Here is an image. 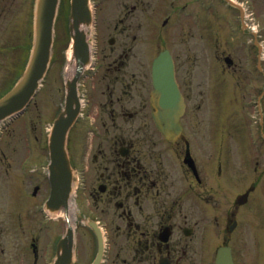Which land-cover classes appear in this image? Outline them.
Listing matches in <instances>:
<instances>
[{
  "label": "rangeland",
  "instance_id": "1",
  "mask_svg": "<svg viewBox=\"0 0 264 264\" xmlns=\"http://www.w3.org/2000/svg\"><path fill=\"white\" fill-rule=\"evenodd\" d=\"M3 0H0V2ZM21 1V2H20ZM10 0L12 4H10L9 9L6 11V20H8L10 17H12L13 20H18V23L21 27L23 22V11H20L17 13V6H21L22 9H24L25 5L22 2V0ZM196 3H192L193 7H196V11L198 13L199 10L202 11L200 0H194ZM9 0H6V3L8 4ZM242 2L248 3L250 0H242ZM252 2V0H251ZM255 7L257 9L256 17L260 21V27L262 28V36L264 39V0H254ZM94 3L96 1L94 0ZM164 3L165 0H150V5H148L144 12H139L138 9L134 11V16L130 19V23L132 24V29H128V33H134V35L137 36V41H134L135 43V52H138V49L141 50L144 45H148L150 52L149 54V61L150 59L160 50L163 46L159 45L162 44L161 42H155V38L158 37L159 34H163L167 40L166 44H171V40L169 38V33L162 32L160 28H162V17L164 12ZM175 3L177 4V0H175ZM180 3H183V1H180ZM32 5V2H31ZM215 6L218 7L222 12L225 11L223 9L225 6L224 3L220 2V0L215 1ZM98 7H101V2L98 5ZM112 9L116 12V5L115 2L111 5ZM215 7V8H216ZM66 13V17H64V21L67 18L68 15V3L67 6L64 7ZM12 11V13H8V11ZM157 10H159V13L156 14ZM169 10V9H167ZM166 10V11H167ZM107 11V9H106ZM178 11V10H177ZM248 11V10H247ZM60 15V14H59ZM100 17V24L96 23L95 28L92 30L94 33L92 34V39L94 41L98 40V59L104 54L109 53L111 54L113 51L110 49V44L108 42V36L111 31V27L113 24V17L115 16L114 12H109L105 15H101ZM252 14L249 15L251 17ZM157 18V24L155 25V29L153 30V34L147 36V22L149 20H153ZM141 20L139 23L137 21ZM233 22V20L231 19ZM235 23V22H234ZM186 24H190L189 22H186ZM111 25V27H109ZM198 27V26H197ZM194 29L193 36H187L185 39H179V43H174V51L176 53H179V68L182 70H189L190 74H187V81L190 82L192 87H194L193 91H197V103L201 105L199 113H202V110L205 106V98H206V92H207V86L209 85V77L210 73L207 74V69L211 67V64L213 65L215 63V56L219 55L224 48L217 47L215 45H211V43H207V40L202 36V31H205L203 28L198 27ZM66 29V28H65ZM103 30V32H102ZM214 30L219 36V42H217L219 45H221L222 41L225 43V45L228 47V50L235 55V47L231 46H237L236 47V55L242 53L241 46H238L236 42L232 40V33L231 30V24L223 22V20L217 24L214 25ZM68 33L66 31L63 42H60L57 45L58 53L55 56V60L52 62L51 67L47 73L46 82L43 84L42 90L37 94V98L35 100V105H32L30 107V110L28 111L29 116H27L29 122H33L35 125V128L37 131H40L39 139L37 141V145L40 147V151H42L45 155V147L43 148V140H44V133H43V127L47 126L50 122L51 115H54V110L57 107L58 103L62 100L63 95V75H64V61H63V55H64V49H67V40H68ZM151 39V42L148 38ZM6 40V39H5ZM205 40L206 43L203 41ZM232 43L234 44H231ZM137 46V47H136ZM252 54H254V50L252 51ZM109 58L106 59L108 61ZM214 67L216 68V65L214 64ZM212 69V68H211ZM90 73V72H89ZM83 81V80H82ZM10 83V82H9ZM82 88L86 89L85 86H81ZM34 104V103H33ZM247 110H250L247 108ZM49 115V117H47ZM252 121L256 119V116L253 115V118L251 116H248ZM25 116V117H26ZM21 117L18 119V122H21L23 118ZM199 115L197 116L198 123L200 122ZM17 122V123H18ZM16 128V127H15ZM14 128V129H15ZM251 127L245 128V133L249 132ZM19 131L21 134H23V131L21 128H19ZM32 131V130H31ZM30 131V133H31ZM230 133L232 134L230 138V143L232 145V148H235V145L241 146L240 142H236V140H233L237 137V132L234 133V126H230ZM234 133V134H233ZM17 139V137H15ZM30 138L27 134H23L20 136V141L17 143L16 147L18 148L16 157L22 156V154L27 155H33L34 154V147L30 145L28 142H30ZM238 141V140H237ZM248 144V142H247ZM253 146H258L260 143L258 142L257 145H253L252 143H249ZM243 149V147L241 148ZM260 151V150H259ZM244 154L241 156H233L231 155V162L233 166H236L239 171H242L245 173L247 180H253L254 175L250 176L248 172H252V165L253 162H255L256 159H260V169L264 168V149L261 151V153L254 151L252 148L248 147L244 148L242 151ZM36 155L34 154V158ZM44 160V159H42ZM259 167L257 168L259 170ZM263 180L262 186L260 185V198H261V205L264 203V169L262 171V174L259 175V181ZM4 194L6 197L5 202V209L9 207V202L11 204V210L13 206L18 205V201H12V197H9L8 201V195L4 190ZM24 201H20V208L24 209ZM264 207H261V210L259 212V215L255 218L254 221L260 220V224H264V213H263ZM6 213V212H5ZM7 215V214H6ZM240 215L242 217H249V211L248 210H241ZM7 219H10L7 215ZM243 231L239 232L238 240L235 244V256L237 257L236 263L237 264H264V235L263 233L260 235L259 230L255 229V237L253 238L249 232L251 229L246 230V227H243ZM264 230V229H263ZM258 247H254V244ZM253 249V250H252ZM43 253V256L39 259L37 263L43 264L50 258V252L45 253L44 249L41 252Z\"/></svg>",
  "mask_w": 264,
  "mask_h": 264
},
{
  "label": "water",
  "instance_id": "2",
  "mask_svg": "<svg viewBox=\"0 0 264 264\" xmlns=\"http://www.w3.org/2000/svg\"><path fill=\"white\" fill-rule=\"evenodd\" d=\"M57 0H38L37 18L38 21V39L35 50L23 79L7 95L0 99V116L19 108L31 94L35 79L41 74L43 54L48 46V38L43 37L41 31L44 26L49 29L53 18L55 4ZM75 8V7H74ZM166 56L161 55L156 61L153 70V81L156 93L163 98L162 103L168 105L171 100L177 98L176 85L174 84L171 67L165 68L164 61ZM169 69V70H168ZM165 95L167 97H165ZM176 101V100H175ZM65 126L58 125L51 139V150L53 158L58 166H65L66 161L63 156V135ZM229 258H223L220 264H229Z\"/></svg>",
  "mask_w": 264,
  "mask_h": 264
},
{
  "label": "flooded vegetation",
  "instance_id": "3",
  "mask_svg": "<svg viewBox=\"0 0 264 264\" xmlns=\"http://www.w3.org/2000/svg\"><path fill=\"white\" fill-rule=\"evenodd\" d=\"M148 136V135H146ZM148 138V137H146ZM153 144L155 145V141L153 142ZM128 145L132 146L134 145L133 141L130 140L128 142ZM147 155V162H146V167H147V172L154 176L157 180V189L159 186H161L163 184L162 180L164 177L160 176V172L156 170V168L158 167L160 161L157 158V153L151 149H149V151L146 152ZM156 158V162L153 161V158ZM128 161V160H127ZM113 166H114V162H110ZM163 175H165V173H163ZM84 176H85V188L88 190V192L93 196L94 192L93 189L97 192L96 194V198L93 197L94 199V204L96 206L101 205L102 207H104L103 209H107L106 207H112V203L114 204V201L112 200L114 196L117 195V190L115 187V180H116V176L115 174L112 176H109L108 171H98V175H92V172L89 171L87 172L85 169L84 172ZM128 176V175H127ZM143 178V177H142ZM141 183V180L138 182V184ZM93 188V189H92ZM102 189L103 191L100 192V190ZM150 190V186L149 185H144V191L140 194L139 198L137 199L136 197V202L132 203L133 208L138 212V213H131L129 214V219H130V223H133L134 227H136L138 229L137 224L134 222L135 219H145L147 216H149V213L144 212L142 205L143 203L148 199L146 196L148 195V192ZM137 191V190H134ZM135 199V198H134ZM136 217V218H135ZM163 218V216H162ZM160 224V223H159ZM139 231L143 232V238L142 239H137L139 240L137 246L135 247V253L138 259L142 261H145L146 258L148 257V251L149 249L147 248V246L149 245V243H153V241H151V238L149 240L148 235L146 232H144L142 229H138ZM136 231V230H134ZM153 235L155 233V231L152 232ZM142 250H146V253L144 254L143 257H139L138 253L141 252Z\"/></svg>",
  "mask_w": 264,
  "mask_h": 264
},
{
  "label": "bare ground",
  "instance_id": "4",
  "mask_svg": "<svg viewBox=\"0 0 264 264\" xmlns=\"http://www.w3.org/2000/svg\"><path fill=\"white\" fill-rule=\"evenodd\" d=\"M79 26V28H83L84 27V25H82L81 23L78 25ZM70 52H68V55L70 56ZM73 65H71V67H72ZM74 218V216L72 215V219Z\"/></svg>",
  "mask_w": 264,
  "mask_h": 264
}]
</instances>
